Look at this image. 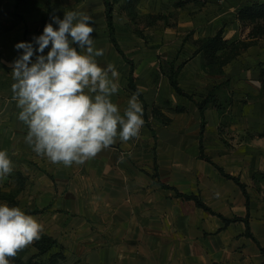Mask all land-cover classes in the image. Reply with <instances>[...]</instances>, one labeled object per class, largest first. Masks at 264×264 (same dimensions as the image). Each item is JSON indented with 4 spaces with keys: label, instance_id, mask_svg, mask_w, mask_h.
<instances>
[{
    "label": "crops",
    "instance_id": "crops-1",
    "mask_svg": "<svg viewBox=\"0 0 264 264\" xmlns=\"http://www.w3.org/2000/svg\"><path fill=\"white\" fill-rule=\"evenodd\" d=\"M257 1L264 2L148 0L146 9L147 13L178 15L175 26H165L164 23L154 25L163 29L158 38L160 42L155 44L160 43L157 49L172 50L168 65L181 49L182 60H187L179 74L183 89L201 98L217 84L230 81L235 100L228 128L236 132L250 129L253 125L252 101L247 103V96L259 97L264 92L259 81L260 70L264 67L260 66L264 63V39L226 65L224 74L205 72L201 55L191 57V46H181L190 32L198 39L213 36L222 27L225 28V39L229 42L239 40L250 30L249 26L242 25L239 12ZM101 4L100 25L107 29L103 0ZM14 5L15 0L7 19H11ZM41 7L42 2L37 10ZM30 13L25 14L26 19ZM4 20L6 17L0 18V21ZM20 24L24 32L25 25ZM27 24L33 33L40 27L32 30L28 20ZM15 28L1 31L12 32ZM105 47L106 44L100 45V49ZM161 74L163 77L136 75V83L149 104L148 120L143 115L144 124L139 135L127 142L117 138L113 145L96 157L69 167L51 163L46 157L37 155L25 141L28 128L20 120L17 138L22 142L19 140L14 144V136L6 127V121L16 117L20 109L12 99V77H0V93L11 98L0 101V150L8 153L15 146L23 145L27 158L22 172L28 178L17 196V207L25 213L42 210L30 215L43 224L45 233L57 239L64 249L66 260H80L85 264H264L259 245L246 235L244 221L226 224L220 216L197 206L194 200L178 195V192L197 194L226 218H245L249 215L251 230L264 246V205L254 201L252 196L254 175L249 171L250 161L242 152L226 147L231 146L222 141L221 119L218 111L212 108L205 111L204 147L205 154L215 165L200 158V112L194 102L175 91L169 77L163 72ZM127 78H116L119 90L111 97L121 114L133 94ZM252 78L259 84L256 89L252 88ZM153 107L171 118L170 124H162L154 118ZM178 107L185 110L178 111ZM182 113H192L195 125L198 120V141L192 144L193 149L188 148L187 139L161 136L154 124L158 122L168 128ZM151 128L156 131L157 138ZM210 142L217 144L216 149L211 147ZM11 156L10 159L15 158L14 154ZM216 164L245 183L250 194L249 208L242 188L233 179L224 176ZM160 181L174 188H165Z\"/></svg>",
    "mask_w": 264,
    "mask_h": 264
},
{
    "label": "clouds",
    "instance_id": "clouds-1",
    "mask_svg": "<svg viewBox=\"0 0 264 264\" xmlns=\"http://www.w3.org/2000/svg\"><path fill=\"white\" fill-rule=\"evenodd\" d=\"M51 19L43 33L33 37L34 43L15 45L23 52L12 63L11 91L20 109L18 119L28 128L26 143L51 163L69 167L96 157L117 138L127 142L137 137L144 124L143 107L139 89L123 114L113 103L118 71L111 63L106 68L98 64L96 57L104 53L94 46L88 14L68 11L63 19ZM12 171L7 151L0 150V178ZM43 231L33 215L0 204V264H10V258L38 241Z\"/></svg>",
    "mask_w": 264,
    "mask_h": 264
},
{
    "label": "rangeland",
    "instance_id": "rangeland-1",
    "mask_svg": "<svg viewBox=\"0 0 264 264\" xmlns=\"http://www.w3.org/2000/svg\"><path fill=\"white\" fill-rule=\"evenodd\" d=\"M144 1V2H143ZM137 7L138 17L135 19H130L126 12L122 10V3L117 5V35L119 41L129 58L135 60L137 65L136 75L137 77H163L162 69L167 68L170 59V54L172 55V50H162L157 49L160 45L155 44L159 41L162 27L155 26H145L146 22L143 15L146 14V9L148 6V0H143ZM42 7L27 15V20L30 29H35L41 23L42 15L47 13L48 7H51L52 13L49 19V23L52 22V17L58 16L63 19L64 13L68 11L83 12L91 17V26L94 28L92 34V39L94 41V46L100 49V45L106 44L107 47L103 49V55L96 57L98 64L101 67L106 68L108 64L115 65L118 71V77H127L130 69V64L127 63L123 57L116 51L112 46L108 31L106 26H101L102 22V4L101 0H41ZM14 0H0V18L6 17L9 11L13 7ZM179 12V11H178ZM171 18V22L178 19V15ZM128 21H127V20ZM53 27L58 28V25L53 24ZM31 30V31H32ZM141 30L143 34H139L137 31ZM23 25L20 24L12 32H2L0 30V77H12V63L17 59L23 52V50H17L15 45L19 42H24L25 36L23 34ZM163 34V33H162ZM33 37H38L37 34L30 32L27 36L29 43L33 42ZM160 42V41H159ZM34 47H37L34 44ZM50 48V46H49ZM49 49H45L44 54H47ZM180 60L184 59V56L179 57ZM35 56L33 57V61ZM245 64V62H243ZM244 66V65H243ZM252 68V67H250ZM252 70V69H251ZM250 70V71H251ZM251 76L254 77V74ZM254 81L251 83L252 88L256 89L259 87L256 79L252 78ZM231 89H233L231 87ZM11 99L10 97H4L0 93V101ZM252 101L253 106V125L250 129L244 130L242 132H236L226 127H221V139L224 141L228 148L232 150L242 152L246 155L248 161H250L249 171L253 173L254 179L252 184V196L254 201H259L264 205V180L261 174H264V92L259 96H247L246 102ZM145 118V117H144ZM194 117L192 113L179 114L174 118L171 126L163 127L158 122H154L158 133L165 137H176L182 140H188V148L193 149L192 144L197 143L198 137L196 133L198 131V120L196 125L193 121ZM146 120V118H145ZM18 115L11 120L6 121V127L11 129L14 136V144L17 142H22V139L17 138L20 123ZM163 129L165 133H163ZM13 144V145H14ZM213 149H216L217 144L210 142ZM20 147V146H19ZM14 147L8 152L9 157L14 154L15 158L11 159L13 171L0 178V187L9 193H16L17 196L20 195V184L21 176L17 173H21L22 177L26 176L22 172L25 165L26 154L23 150V145L21 147ZM17 164V165H16ZM26 170V169H25ZM28 178V177H27ZM26 178V179H27ZM7 203V201L0 200V204ZM31 246V245H29ZM33 247H30L29 254L32 253ZM60 264H85L80 260H65Z\"/></svg>",
    "mask_w": 264,
    "mask_h": 264
},
{
    "label": "trees",
    "instance_id": "trees-1",
    "mask_svg": "<svg viewBox=\"0 0 264 264\" xmlns=\"http://www.w3.org/2000/svg\"><path fill=\"white\" fill-rule=\"evenodd\" d=\"M104 1V11L106 16L107 31L109 35V40L114 46L116 51L123 57V59L130 64V69L128 73V85L129 88L135 93L137 89L140 90L139 99L143 105V115L148 120V102L146 101L143 92L136 83V62L134 59L129 58L124 51L117 35L116 27V11L117 5L122 3V10L126 12L127 16L130 19H135L138 17L137 7L143 0H103ZM41 6L39 0H15V5L13 10L10 13L11 19H6L0 21V30L8 31L12 28H15L18 24L24 23V42L28 41V34L30 33L29 27L27 24L26 13L33 12ZM52 12L51 7H48L47 14L42 17V23L38 29L34 32L37 36L41 35L45 25L48 22L49 16ZM175 13H146L143 15V18L146 22L145 26H154L159 23H164L165 26H175L176 22H171V18ZM239 20L242 25L249 26V32L239 40L229 42L225 39L224 32L225 28L222 27L220 30L213 36L201 37L195 39L193 33L190 32L186 35L183 40L182 48L189 44L193 50V56L201 55L202 58V69L209 74H224V67L232 62L234 59L239 57L244 51H246L250 46L258 44L261 39H264V2H254L251 5L243 7L238 15ZM140 35L143 34L141 30L137 31ZM181 49L178 51L177 56L173 61L169 63L167 68L163 67L162 72L169 77L170 83L175 91L187 97L190 101L194 102L197 109L201 115V127H200V155L199 157L214 164L211 157L205 154L204 147V135L206 129V117L205 111L207 109H216L221 119V126L226 127L231 122L230 110L234 103V91L230 87V81H224L217 84L212 90L201 98H197L195 93H190L183 89L179 83V74L186 64L187 60H180ZM260 66H264V63H260ZM259 81L261 88L264 91V67L260 70ZM178 111H184V107H178ZM152 116L159 120L162 124L168 125L172 121L171 118L162 113V111L156 107H153ZM152 129V133L155 138H157L156 131ZM155 152L156 160V170L158 172L157 164V151ZM222 174L229 179H233L244 191L247 197V206L250 207V194L246 189L245 183L241 182L239 177L228 174L224 171L223 167H220ZM21 177L20 191L24 188L26 184V178L22 177L21 173H17ZM262 179H264V174H261ZM161 185L165 188H174L171 185L161 182ZM178 195L182 196L185 199L194 200L197 206L204 208L205 210L220 216L226 224H229L232 221L242 220L246 223V235L252 237L253 240L259 245L261 252L264 255V246L261 245L257 236L252 232L249 215L245 218L234 217L226 218L222 214L215 212L211 207H209L199 195L197 194H182L178 192ZM0 200L7 201L9 206L18 205L17 192L12 194L7 191H4L0 187ZM42 210L34 209L33 211L26 212V214H35L39 213ZM30 247L35 249V252H30ZM67 259L66 254L64 253L63 247H60L58 241L53 236L45 233L41 234V238L31 244V246L26 247L20 251L16 257L10 258V264H60L61 262Z\"/></svg>",
    "mask_w": 264,
    "mask_h": 264
}]
</instances>
